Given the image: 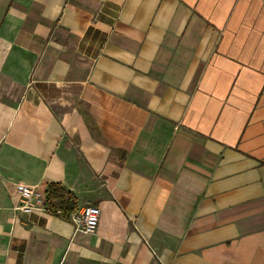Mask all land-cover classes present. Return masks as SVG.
<instances>
[{
	"label": "crops",
	"instance_id": "1",
	"mask_svg": "<svg viewBox=\"0 0 264 264\" xmlns=\"http://www.w3.org/2000/svg\"><path fill=\"white\" fill-rule=\"evenodd\" d=\"M0 264H264V0H0Z\"/></svg>",
	"mask_w": 264,
	"mask_h": 264
},
{
	"label": "built area",
	"instance_id": "2",
	"mask_svg": "<svg viewBox=\"0 0 264 264\" xmlns=\"http://www.w3.org/2000/svg\"><path fill=\"white\" fill-rule=\"evenodd\" d=\"M14 192L18 196L15 208L28 213L33 210H46L45 191L37 185L17 182L14 184ZM100 215V208L94 204H84L73 212H70V220L76 230L86 233L95 231Z\"/></svg>",
	"mask_w": 264,
	"mask_h": 264
},
{
	"label": "trees",
	"instance_id": "3",
	"mask_svg": "<svg viewBox=\"0 0 264 264\" xmlns=\"http://www.w3.org/2000/svg\"><path fill=\"white\" fill-rule=\"evenodd\" d=\"M45 193V204L48 211L68 217L75 205L72 194L59 183H50Z\"/></svg>",
	"mask_w": 264,
	"mask_h": 264
}]
</instances>
